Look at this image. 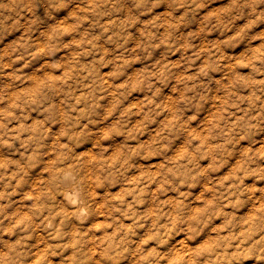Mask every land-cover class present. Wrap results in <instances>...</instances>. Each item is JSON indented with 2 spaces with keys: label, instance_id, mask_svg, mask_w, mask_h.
<instances>
[{
  "label": "rangeland",
  "instance_id": "1",
  "mask_svg": "<svg viewBox=\"0 0 264 264\" xmlns=\"http://www.w3.org/2000/svg\"><path fill=\"white\" fill-rule=\"evenodd\" d=\"M51 262L264 264V0H0V264Z\"/></svg>",
  "mask_w": 264,
  "mask_h": 264
},
{
  "label": "bare ground",
  "instance_id": "2",
  "mask_svg": "<svg viewBox=\"0 0 264 264\" xmlns=\"http://www.w3.org/2000/svg\"><path fill=\"white\" fill-rule=\"evenodd\" d=\"M72 174L70 173V172H68V171H65V170H63V171H61V172H59V175H58V178H59V180H58V183H59V185H60V187H61V190H62V198L69 204V205H71V206H74L75 205V201H76V190H75V186H74V184L75 183H73L72 182V176H71ZM75 185H78V184H75ZM82 210V209H81ZM80 207H73V209L71 210L72 211V214H74V216L75 217H80L79 216V214H80ZM81 215V214H80ZM49 243V242H48ZM53 244V243H52ZM35 245V244H34ZM55 245H56V243H55ZM54 245V246H55ZM60 246H62V245H60ZM57 247V246H56ZM59 247V246H58ZM55 248V247H54ZM53 248V249H54ZM57 249V248H56ZM55 249V250H56ZM39 255V254H38ZM29 256V255H28ZM27 256V257H28ZM29 258H31V256H29ZM43 258V257H42ZM38 259V257H36V260ZM25 260V259H24ZM30 260V259H29ZM28 260V262H30ZM33 260H35V259H33ZM43 260V259H42ZM47 261V260H46ZM34 263H35V261H34ZM42 263V262H41ZM40 263V264H41ZM45 263V262H44ZM49 263V262H48ZM26 264H29V263H26ZM37 264V263H36ZM51 264H53L52 262H51Z\"/></svg>",
  "mask_w": 264,
  "mask_h": 264
}]
</instances>
